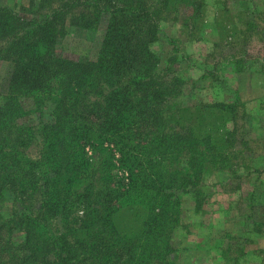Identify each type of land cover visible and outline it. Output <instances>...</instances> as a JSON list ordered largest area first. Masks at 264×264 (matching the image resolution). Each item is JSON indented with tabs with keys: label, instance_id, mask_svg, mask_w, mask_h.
<instances>
[{
	"label": "trees",
	"instance_id": "obj_1",
	"mask_svg": "<svg viewBox=\"0 0 264 264\" xmlns=\"http://www.w3.org/2000/svg\"><path fill=\"white\" fill-rule=\"evenodd\" d=\"M30 3L25 14L0 1V62L11 63L0 92V264H179L177 191L236 170L228 122L238 106L178 101L183 79L161 70L153 49L162 11L197 21L201 0ZM102 22L95 58L58 53L67 24ZM232 250L222 256L233 264L264 253Z\"/></svg>",
	"mask_w": 264,
	"mask_h": 264
},
{
	"label": "rangeland",
	"instance_id": "obj_2",
	"mask_svg": "<svg viewBox=\"0 0 264 264\" xmlns=\"http://www.w3.org/2000/svg\"><path fill=\"white\" fill-rule=\"evenodd\" d=\"M0 1L25 14L30 3ZM201 2L197 21H187L180 10L162 11L153 49L159 68L183 79L178 101L189 106L220 101L238 106L228 122L234 130L228 165L236 164V170L207 172L198 189L177 191L182 211L171 238L179 264H218L215 258L223 249L232 247L234 257L243 252L242 246L251 252L256 243L264 245V0ZM104 30L103 22L97 30L67 24L58 53L95 58ZM237 59L240 63L235 64ZM10 68L9 61L0 62V92L7 86ZM86 148L92 154V147ZM114 174L119 179L127 176L120 167ZM12 208L11 200L7 211ZM256 219L263 222L262 232L252 241L246 233ZM23 236V231L16 233L17 240Z\"/></svg>",
	"mask_w": 264,
	"mask_h": 264
},
{
	"label": "crops",
	"instance_id": "obj_3",
	"mask_svg": "<svg viewBox=\"0 0 264 264\" xmlns=\"http://www.w3.org/2000/svg\"><path fill=\"white\" fill-rule=\"evenodd\" d=\"M253 233H254L253 231H250L249 230V231H247L246 234L248 236H251L250 239H254L255 236H254ZM255 245H256V249H259V250L264 249V245H261L260 246L257 243ZM215 247H216V245H214V248ZM260 255L261 254H257V255L256 254H252V255L247 256V257H248V260H250V261H256V260H258V264H261L262 258H261ZM215 259H216V262H218V264H233L230 259L224 258L221 253H219L218 255H216V258Z\"/></svg>",
	"mask_w": 264,
	"mask_h": 264
}]
</instances>
